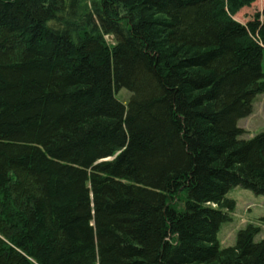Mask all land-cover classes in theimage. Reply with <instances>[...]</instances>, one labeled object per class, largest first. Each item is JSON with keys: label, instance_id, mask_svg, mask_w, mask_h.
Returning a JSON list of instances; mask_svg holds the SVG:
<instances>
[{"label": "trees", "instance_id": "1", "mask_svg": "<svg viewBox=\"0 0 264 264\" xmlns=\"http://www.w3.org/2000/svg\"><path fill=\"white\" fill-rule=\"evenodd\" d=\"M254 1L0 0V264H264Z\"/></svg>", "mask_w": 264, "mask_h": 264}, {"label": "rangeland", "instance_id": "2", "mask_svg": "<svg viewBox=\"0 0 264 264\" xmlns=\"http://www.w3.org/2000/svg\"><path fill=\"white\" fill-rule=\"evenodd\" d=\"M257 14L264 19V0H256L250 6L242 7L234 14V19L245 24ZM117 96L121 101L128 100L130 93L122 89ZM253 106L252 114L238 122L239 127L245 130L242 139L252 138L264 130V93L257 96ZM227 197L233 199L236 206L231 213V219L224 222L219 230L218 239L221 245L223 247L235 245L239 230L248 224H255L261 228L255 237L256 241L264 239V195L237 186L228 192Z\"/></svg>", "mask_w": 264, "mask_h": 264}]
</instances>
